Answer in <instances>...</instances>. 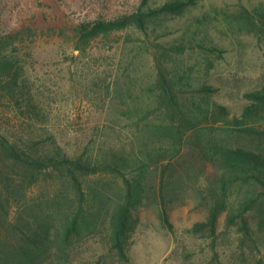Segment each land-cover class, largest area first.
Masks as SVG:
<instances>
[{"label": "trees", "instance_id": "16d2710c", "mask_svg": "<svg viewBox=\"0 0 264 264\" xmlns=\"http://www.w3.org/2000/svg\"><path fill=\"white\" fill-rule=\"evenodd\" d=\"M196 1L166 0L151 6L141 0L131 12L72 27L71 41L80 56L96 55L103 39L128 27L147 37L145 49L152 55L155 74L143 98L123 97V85H129L125 72L121 83L120 78L115 83L116 95L108 98L134 139L101 152L69 151L54 136L38 132V124L47 120L44 100L27 75L20 47H9L11 42L0 38V264H60L84 235L98 232L107 236L108 250L128 260L133 211L148 191H155L152 175L163 198L175 164L187 155L218 164L222 183L219 189L208 185L214 204L207 221L196 223L195 230H216L231 179L256 182L262 188L258 197H264V88L246 92L240 113L230 116L228 106L202 95L213 91L210 84H194L193 66L184 64L187 41L165 42V32L156 28L161 18L180 16ZM243 11L242 29L263 30L264 4ZM210 43L202 40L198 45L222 53ZM133 62V57L127 60ZM3 107L15 116L17 132L4 131ZM234 134L257 137L258 142L241 146L231 142ZM255 201L244 202L241 216ZM162 216L167 222L165 207Z\"/></svg>", "mask_w": 264, "mask_h": 264}, {"label": "rangeland", "instance_id": "374dc122", "mask_svg": "<svg viewBox=\"0 0 264 264\" xmlns=\"http://www.w3.org/2000/svg\"><path fill=\"white\" fill-rule=\"evenodd\" d=\"M165 1L148 0V4L158 6ZM140 2L0 0V38L10 41L9 47H20L22 62L28 63L27 75L44 100L47 120L38 124L43 137L54 136L69 151L101 152L115 144H131L133 134L109 106L108 98L116 95L115 83L118 78L121 83L124 72L129 85H123V97L145 96L144 88L155 74L152 55L145 49L147 37L128 27L103 39L95 48L96 55L90 56H80L71 38L74 24L128 13ZM260 4L264 0H197L182 15L163 17L156 25L165 32L163 41H187L184 64L193 66L194 84H210L213 91L202 95L228 106L230 116L240 113L247 102L246 92L264 88V27L242 29L243 18H239L244 8L252 11ZM195 35L196 40L189 43ZM202 40L212 42L222 53L204 50L198 45ZM131 57L134 62L129 65ZM1 110L4 131L17 132L15 116L5 107ZM229 138L245 147L258 142L257 137L243 134ZM193 155L195 159L187 155L175 164L163 198L152 175L155 191H148L133 211L128 260L108 250L107 236L98 232L84 235L60 264H264V197H258L262 188L252 180L231 179L225 185L226 204L216 230H195L196 223L207 221L214 204L208 185L219 189L222 183L218 164L215 167ZM255 199L241 216L244 202ZM164 207L167 222L162 216Z\"/></svg>", "mask_w": 264, "mask_h": 264}]
</instances>
